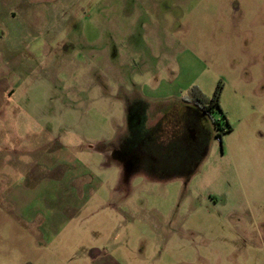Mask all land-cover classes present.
<instances>
[{"label": "rangeland", "instance_id": "374dc122", "mask_svg": "<svg viewBox=\"0 0 264 264\" xmlns=\"http://www.w3.org/2000/svg\"><path fill=\"white\" fill-rule=\"evenodd\" d=\"M94 249L264 264V0H0V264Z\"/></svg>", "mask_w": 264, "mask_h": 264}, {"label": "trees", "instance_id": "16d2710c", "mask_svg": "<svg viewBox=\"0 0 264 264\" xmlns=\"http://www.w3.org/2000/svg\"><path fill=\"white\" fill-rule=\"evenodd\" d=\"M219 86L213 93L211 98L204 96L198 89H190L191 104L200 110L204 115L209 116V111L211 108H216L220 111L219 107Z\"/></svg>", "mask_w": 264, "mask_h": 264}, {"label": "crops", "instance_id": "0c3cea01", "mask_svg": "<svg viewBox=\"0 0 264 264\" xmlns=\"http://www.w3.org/2000/svg\"><path fill=\"white\" fill-rule=\"evenodd\" d=\"M46 1H48V0H24V2H27V5L29 6V5H31V3L33 4V6H40V5H42V4H44ZM50 1H56V0H50ZM38 44L39 43H34V44H32V45H29V46H27L24 50H25V53H29L28 52V50L30 51V49H36L37 47L38 48H40V46H38ZM41 47L42 48H44L45 46H44V44H42L41 45ZM32 54V53H31ZM33 56H36V57H38L39 55H37V54H33ZM13 93V90H8V92H7V96L8 97H10L11 96V94ZM55 226H53V228H52V226H49V228H50V232L53 234L52 236H55V234H57L56 232H57V230L54 228ZM54 229V231H51V230H53ZM51 236V237H52ZM91 251H95L94 253H93V255L92 256H96L95 257V259H94V261H95V263H93V264H105V259H107L105 256H103V258H104V260H101V256L102 255H104V254H100V252L99 251H97V250H91ZM99 257V258H98ZM108 259H110V258H108ZM111 260V259H110Z\"/></svg>", "mask_w": 264, "mask_h": 264}, {"label": "flooded vegetation", "instance_id": "af4514ba", "mask_svg": "<svg viewBox=\"0 0 264 264\" xmlns=\"http://www.w3.org/2000/svg\"><path fill=\"white\" fill-rule=\"evenodd\" d=\"M196 108V107H195ZM197 109V108H196ZM198 110V109H197ZM198 111H200V110H198ZM201 112V111H200ZM202 113V112H201ZM203 114V113H202Z\"/></svg>", "mask_w": 264, "mask_h": 264}]
</instances>
